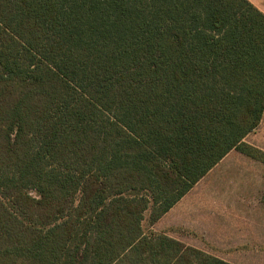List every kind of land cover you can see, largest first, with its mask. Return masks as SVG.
Here are the masks:
<instances>
[{"label":"trees","instance_id":"obj_1","mask_svg":"<svg viewBox=\"0 0 264 264\" xmlns=\"http://www.w3.org/2000/svg\"><path fill=\"white\" fill-rule=\"evenodd\" d=\"M263 116L248 0H0V264H230L143 221Z\"/></svg>","mask_w":264,"mask_h":264},{"label":"crops","instance_id":"obj_2","mask_svg":"<svg viewBox=\"0 0 264 264\" xmlns=\"http://www.w3.org/2000/svg\"><path fill=\"white\" fill-rule=\"evenodd\" d=\"M248 1L264 14V0ZM263 121L262 119L259 127ZM254 146L257 145L254 144ZM257 147L263 149V146ZM239 161L244 163V166H240L242 169L248 163L250 164L245 167V172L246 170H260L262 168V163L252 160L236 150L231 151L217 167L224 164L226 167L231 168L236 166ZM241 177L247 176L244 173ZM237 181L241 182L243 180ZM231 188L229 190H213L209 195L201 196L195 201L186 202L185 200L190 191L155 225L150 227L153 230L152 232L165 234L194 247L247 244L245 241L248 234L246 229L250 226L246 225V215L250 207L241 196L237 197ZM184 201L185 203L182 205ZM206 216L211 217L212 220L210 218L207 220ZM201 249L207 251L205 248ZM220 259L227 261L226 258Z\"/></svg>","mask_w":264,"mask_h":264},{"label":"rangeland","instance_id":"obj_3","mask_svg":"<svg viewBox=\"0 0 264 264\" xmlns=\"http://www.w3.org/2000/svg\"><path fill=\"white\" fill-rule=\"evenodd\" d=\"M264 120V118H263ZM248 144L263 146L259 149L264 151V121L260 127L253 132L247 140ZM248 165H250L248 163ZM248 165H245L248 166ZM264 164L260 170H246L243 162L236 164L231 168L216 166L212 169L198 184L194 186L186 198V202L195 201L201 196L209 195L213 190H229L235 192L237 197H242L247 204L249 210L246 215V225L250 226L246 229L247 237L245 241L247 244H239L235 246H217L208 245L206 247H194L203 252L211 254L217 258H226L230 264H264ZM247 177H241L244 174ZM238 177V178H237ZM243 180L241 182L236 180ZM231 190V191H232ZM233 192V193H234ZM185 201L182 203L184 205ZM258 209V210H257ZM207 220L211 217H205ZM151 225L149 223V212L145 214L143 221V229L145 233L150 234ZM201 248H205L204 251ZM222 260V259H221Z\"/></svg>","mask_w":264,"mask_h":264}]
</instances>
